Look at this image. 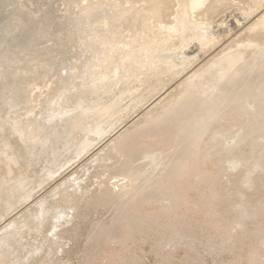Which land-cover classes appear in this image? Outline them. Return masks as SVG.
I'll return each instance as SVG.
<instances>
[{"label": "rangeland", "instance_id": "obj_1", "mask_svg": "<svg viewBox=\"0 0 264 264\" xmlns=\"http://www.w3.org/2000/svg\"><path fill=\"white\" fill-rule=\"evenodd\" d=\"M0 27V264H264V0H0Z\"/></svg>", "mask_w": 264, "mask_h": 264}, {"label": "bare ground", "instance_id": "obj_2", "mask_svg": "<svg viewBox=\"0 0 264 264\" xmlns=\"http://www.w3.org/2000/svg\"><path fill=\"white\" fill-rule=\"evenodd\" d=\"M245 1V0H244ZM241 2V1H240ZM197 1H195V4L197 5ZM242 3V2H241ZM220 5V4H219ZM222 7V6H221ZM20 9V8H19ZM14 10V9H13ZM23 10V9H22ZM2 14V13H1ZM15 14V13H14ZM19 14V13H18ZM29 14H27V16H28ZM17 17V16H16ZM34 25V24H33ZM14 27V26H13ZM17 27V26H16ZM1 28V27H0ZM3 28V27H2ZM1 28V29H2ZM15 28V27H14ZM11 30V29H10ZM15 30H17V29H15ZM8 31H9V29H8ZM12 32H13V30H12ZM15 32V31H14ZM11 35H12V33H11ZM18 41V40H17ZM3 43V42H2ZM6 43V42H5ZM15 44V43H14ZM16 45V44H15ZM20 46V45H19ZM16 48V47H15ZM1 61V60H0Z\"/></svg>", "mask_w": 264, "mask_h": 264}]
</instances>
